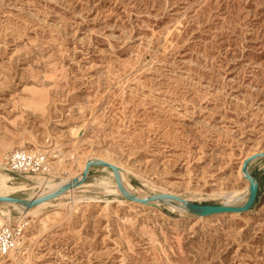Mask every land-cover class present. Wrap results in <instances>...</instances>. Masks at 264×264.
Here are the masks:
<instances>
[{
    "label": "rangeland",
    "instance_id": "obj_1",
    "mask_svg": "<svg viewBox=\"0 0 264 264\" xmlns=\"http://www.w3.org/2000/svg\"><path fill=\"white\" fill-rule=\"evenodd\" d=\"M14 148L45 169L8 171ZM250 151H264V0H0L5 195L50 193L101 157L137 195L238 205ZM249 170L252 208L207 217L131 203L94 165L37 213L0 202L17 232L0 264H264V156Z\"/></svg>",
    "mask_w": 264,
    "mask_h": 264
},
{
    "label": "water",
    "instance_id": "obj_2",
    "mask_svg": "<svg viewBox=\"0 0 264 264\" xmlns=\"http://www.w3.org/2000/svg\"><path fill=\"white\" fill-rule=\"evenodd\" d=\"M264 156V151L261 152H256L247 158L244 159L243 164H242V171L244 172V177H246L249 180V192L247 195L246 200L242 204H203V203H197L190 201L182 196H179L177 194L173 193H167V192H161V193H153L150 194V196L145 199V200H152V199H174L176 201L182 202L186 208H188L190 211L193 213H196L201 216H208L212 214H219V213H243L252 208L254 205L257 195H258V190H259V183L258 180L254 175L249 170V163L254 160L255 158L262 157ZM94 165H102V166H107L111 168L114 172V177L116 180V184L122 194L126 196L129 199H138L135 195L131 194L128 192V190L125 188L124 183L122 181L121 175H120V167L117 166L116 164L105 160L101 158H95V159H90L86 163V167L82 173L81 178H74L73 180L63 184L58 188L57 190L46 193L40 196L32 197V198H23V197H17L13 195H0V202L2 201H10V202H16L19 204H24L26 207H32L44 200L51 199L56 197L57 195L65 192L69 188L79 185L84 182L85 178L87 177V174L89 172V169L94 166ZM142 200V202H146L144 199H139Z\"/></svg>",
    "mask_w": 264,
    "mask_h": 264
},
{
    "label": "built area",
    "instance_id": "obj_3",
    "mask_svg": "<svg viewBox=\"0 0 264 264\" xmlns=\"http://www.w3.org/2000/svg\"><path fill=\"white\" fill-rule=\"evenodd\" d=\"M43 156L23 148H14L6 153L3 166L13 174L39 173L45 169ZM16 231L9 225L0 227V254L8 253L15 245Z\"/></svg>",
    "mask_w": 264,
    "mask_h": 264
},
{
    "label": "bare ground",
    "instance_id": "obj_4",
    "mask_svg": "<svg viewBox=\"0 0 264 264\" xmlns=\"http://www.w3.org/2000/svg\"><path fill=\"white\" fill-rule=\"evenodd\" d=\"M22 147L24 146V147H28V146H26V145H21ZM29 148V147H28ZM30 149V148H29ZM31 149H33V148H31ZM28 151H30V150H28ZM250 152H252L253 154L255 153V151L253 152V151H250ZM41 154V153H40ZM248 156H250V155H246L245 157H243V159L241 158V163H240V165H239V168H240V174H241V176L245 179V180H247V181H249L246 177H244V172L242 171V164H243V161H244V159L245 158H247ZM95 158H101V157H95ZM94 158V159H95ZM101 159H105V158H101ZM88 160H90V159H88ZM88 160H85V161H83L82 162V164H81V168H80V171L76 174V175H78L79 173H80V175L77 177V178H81V176H82V173H83V171H84V169H85V167H86V163H87V161ZM105 160H108V161H110V162H112V163H114V164H116L117 166H119L120 167V169L122 168L119 164H117V163H115L114 161H112V160H109V159H105ZM49 165V164H48ZM78 168V169H79ZM123 169V168H122ZM125 171V170H124ZM123 171V172H124ZM123 172L120 170V175H121V178H122V181H123V183H124V186H125V188L128 190V192H130L131 194H133V195H135L138 199L136 200V199H129L128 201L129 202H131V203H134V204H140V205H145L148 201H151V200H145V199H147L150 195L149 194H146V195H137L136 193H135V190L133 191L131 188H130V185L128 184V180H126L125 179V177H124V174H123ZM67 183V182H66ZM65 184V183H64ZM86 184V183H85ZM82 185H84V182L83 183H81V184H79V185H76V186H73V187H71V188H69L68 190H66V191H73L75 188H77V187H80V186H82ZM62 186V185H61ZM7 188H8V185H7V182H6V180H5V177L3 176L1 179H0V195H5V192H6V190H7ZM58 188H60V187H57L55 190H57ZM55 190H53V191H55ZM52 191V192H53ZM64 193V192H63ZM63 193H61V194H59V196L60 195H62ZM58 196V195H57ZM56 196V197H57ZM56 197H54V198H56ZM54 198H51V199H47V200H44V201H42V202H40V203H38V204H36V205H34V206H32V207H26L24 204H19V203H16V202H10V201H2V203H9V204H13V205H15V206H19V207H21V208H23V209H25V210H28V211H31V212H33V213H37L41 208H43L44 206H46L47 204H49V203H51L52 202V200L54 199ZM139 199H144L146 202H142V200H139ZM152 200H157V201H168L170 204H171V206L172 207H176V208H180L181 210H189L188 208H186V206L184 205V204H181V203H179V201H176V200H174V199H152ZM63 203V202H62ZM178 210V209H177ZM190 211V210H189ZM117 213V212H116ZM192 213V212H191ZM245 213V212H244ZM42 214V213H41ZM52 214V213H51ZM220 214V213H219ZM53 215V214H52ZM110 215V214H109ZM109 215H107V216H109ZM214 215H218V214H212V215H208L207 217H209V216H214ZM49 215L47 214L46 216H44V218L42 217V219H46V220H48L49 218H50V216L48 217ZM240 216V215H239ZM47 217V218H46ZM215 217V216H214ZM54 217H52V219H53ZM40 221V220H39ZM43 220H41V222H42ZM48 221H50V219L48 220ZM53 221V220H52ZM3 222V219H2V217L0 216V224ZM55 222V221H54ZM53 223V222H52ZM52 226V225H51ZM50 227V226H49ZM45 228V227H44ZM51 229V228H50ZM44 230V229H43ZM49 230V229H48ZM43 233V232H42ZM44 233H46V232H44ZM22 237H25L26 238V236H22ZM31 237V236H30ZM33 237V236H32ZM32 237H31V239H32ZM42 236L40 235V238H41ZM37 238V237H36ZM30 239V240H31ZM29 240V239H28ZM37 240H38V238H37ZM27 241V240H26ZM35 241L36 240H34V244H35ZM30 243V242H29ZM40 244H41V242H40ZM34 246V245H33ZM32 247V246H31ZM39 247V246H38ZM30 248V247H29ZM31 254V253H30ZM30 256V255H29ZM32 256V255H31ZM14 257V256H13ZM28 258V257H27ZM30 258V257H29Z\"/></svg>",
    "mask_w": 264,
    "mask_h": 264
}]
</instances>
